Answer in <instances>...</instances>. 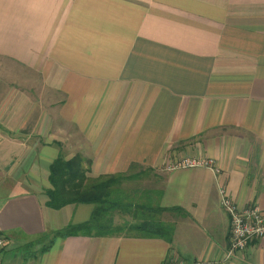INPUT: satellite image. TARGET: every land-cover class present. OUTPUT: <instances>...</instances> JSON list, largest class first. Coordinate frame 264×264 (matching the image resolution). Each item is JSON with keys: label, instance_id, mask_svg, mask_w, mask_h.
Here are the masks:
<instances>
[{"label": "crops", "instance_id": "crops-1", "mask_svg": "<svg viewBox=\"0 0 264 264\" xmlns=\"http://www.w3.org/2000/svg\"><path fill=\"white\" fill-rule=\"evenodd\" d=\"M60 154L154 170L171 244L55 237L93 210L46 206ZM222 191L264 212V0H0V264H264V238L227 256Z\"/></svg>", "mask_w": 264, "mask_h": 264}, {"label": "trees", "instance_id": "trees-1", "mask_svg": "<svg viewBox=\"0 0 264 264\" xmlns=\"http://www.w3.org/2000/svg\"><path fill=\"white\" fill-rule=\"evenodd\" d=\"M63 158L58 155L48 169L46 206L59 211L68 205H92L93 210L88 221L69 224L55 237L120 236L160 239L171 244L175 224L164 220V216L169 213L184 217L186 213L180 208L161 207V190L126 187L130 183L140 185L149 174L159 179L154 170L132 165L125 173L93 176L89 160L80 155ZM116 216L123 219L121 224L115 223Z\"/></svg>", "mask_w": 264, "mask_h": 264}, {"label": "built area", "instance_id": "built-area-1", "mask_svg": "<svg viewBox=\"0 0 264 264\" xmlns=\"http://www.w3.org/2000/svg\"><path fill=\"white\" fill-rule=\"evenodd\" d=\"M219 166L213 159L207 158H183L170 164L168 171L176 169L205 168L214 174L220 172ZM221 206L227 211L230 220V240L227 256L235 251L244 250L247 245L255 240L264 238V212L257 207L239 210L226 198L222 191ZM6 239L0 231V251L4 248ZM165 264H186L182 260H171Z\"/></svg>", "mask_w": 264, "mask_h": 264}, {"label": "rangeland", "instance_id": "rangeland-1", "mask_svg": "<svg viewBox=\"0 0 264 264\" xmlns=\"http://www.w3.org/2000/svg\"><path fill=\"white\" fill-rule=\"evenodd\" d=\"M143 180L144 181L141 182L140 185L139 184L137 185L135 183L134 184L130 183L126 187H130V188L137 189V190H146V189L159 190L162 184V182L159 181V179L156 176H153L152 174L145 176ZM122 221L123 219L121 217H118V216L115 217L116 224H121Z\"/></svg>", "mask_w": 264, "mask_h": 264}]
</instances>
